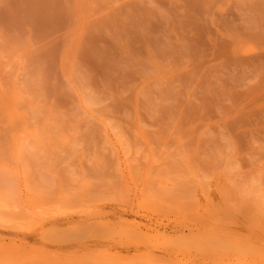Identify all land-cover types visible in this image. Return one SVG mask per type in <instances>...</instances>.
<instances>
[{
    "label": "rangeland",
    "instance_id": "obj_1",
    "mask_svg": "<svg viewBox=\"0 0 264 264\" xmlns=\"http://www.w3.org/2000/svg\"><path fill=\"white\" fill-rule=\"evenodd\" d=\"M0 264H264V0H0Z\"/></svg>",
    "mask_w": 264,
    "mask_h": 264
}]
</instances>
